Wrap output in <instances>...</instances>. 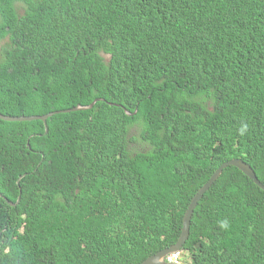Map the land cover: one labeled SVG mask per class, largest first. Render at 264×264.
<instances>
[{"label": "trees", "instance_id": "1", "mask_svg": "<svg viewBox=\"0 0 264 264\" xmlns=\"http://www.w3.org/2000/svg\"><path fill=\"white\" fill-rule=\"evenodd\" d=\"M0 47L1 113L98 99L46 124L0 121V193L14 202L19 175L56 173L52 220L34 216L28 177L16 208L0 198V229L39 233L30 251L0 242V264H141L178 241L221 164L241 159L264 184V0H0ZM183 252V264H264V191L224 169Z\"/></svg>", "mask_w": 264, "mask_h": 264}, {"label": "clouds", "instance_id": "2", "mask_svg": "<svg viewBox=\"0 0 264 264\" xmlns=\"http://www.w3.org/2000/svg\"><path fill=\"white\" fill-rule=\"evenodd\" d=\"M62 24L64 25L63 22H62ZM11 55H12V52L6 53V58L5 59H12ZM100 56L103 58V61H104L105 65H107L109 63V59H110L111 56L109 54H104V53H100ZM1 114H3V113H1ZM3 115H8V114H3ZM8 116H25V115H8ZM133 116L134 115H132L131 117H133ZM0 121H3V120H0ZM3 122H7V123H25V122H12V121L11 122L10 121H3ZM48 131L49 130H48V128L45 125V134H47ZM69 131L70 130L67 129L65 137H64L65 140L68 138V132ZM130 131H131L130 132V137L132 135H137V132H136L137 131V126H133ZM34 133H32L28 137L29 140L27 139L28 140V142H27L28 151L31 150L30 139L33 137ZM135 144H139V142L131 143L130 145H131V147H133ZM41 155H42V159H41V163H42L43 160L46 157L43 154H41ZM55 176H56V173H55V165H54V163L52 164V166L46 168L44 174L40 173V172H37V169H34L31 172L22 173L21 175H19L17 177V179L15 181V184L18 186V196H17L16 200L13 202L9 198L4 196L2 193H0V198L9 207L16 208L20 204L21 196H22V190H21V187H20V183H21L22 179H24L25 177H28L29 179L33 180V190L35 192V203L33 205L34 216L37 219H39V220H42V219L52 220L53 218L50 215L49 211L51 209L52 204H54V202H55V195L50 192L49 182ZM23 218H25V216H23ZM33 228H35V226H33V225L27 226L26 222L15 223V224L7 225L6 227H2L0 229V235H1L0 242L8 243L10 245H13V246L17 247L18 249L23 250V251L33 250L36 247L37 238L39 236L38 232L31 231ZM181 252L182 251H180L178 253H175V254H172V255H168L165 258V261L169 262L171 264H180L179 263V258H180V260L182 259Z\"/></svg>", "mask_w": 264, "mask_h": 264}, {"label": "water", "instance_id": "3", "mask_svg": "<svg viewBox=\"0 0 264 264\" xmlns=\"http://www.w3.org/2000/svg\"><path fill=\"white\" fill-rule=\"evenodd\" d=\"M98 100V99H97ZM96 100V101H97ZM94 101L91 105L88 106H77L69 110L65 111H54L50 112L46 115H33V116H8L3 115L0 113V120L3 121H12V122H31V121H41L44 124H46V120L56 114L59 113H68V112H77V111H86L89 109H92L95 102ZM137 108H135L133 113H129L125 110V113L127 115H135L137 113ZM228 166H232L240 170L245 176H247L253 183L259 187L261 190L264 191V185L258 180L256 174L254 173L253 169L246 164L241 159H232L228 162L223 163L215 172L214 174L209 178V180L197 191V193L192 197L182 220V228L181 233L179 236L178 241L170 246L167 249H164L162 251L157 252L154 255H151L147 259H145L141 264H171L169 262L165 261V258L168 255H172L175 253H178L182 251L183 246L185 245L186 241L189 238L190 233V224L191 219L194 213V210L199 203V201L202 199L203 195L209 190V188L217 181V179L221 176L222 171L226 169Z\"/></svg>", "mask_w": 264, "mask_h": 264}, {"label": "rangeland", "instance_id": "4", "mask_svg": "<svg viewBox=\"0 0 264 264\" xmlns=\"http://www.w3.org/2000/svg\"><path fill=\"white\" fill-rule=\"evenodd\" d=\"M20 12H22V10H20ZM187 256L188 255L185 252H183L182 259L180 260V258H179V263L182 264L183 261H186L187 260Z\"/></svg>", "mask_w": 264, "mask_h": 264}]
</instances>
